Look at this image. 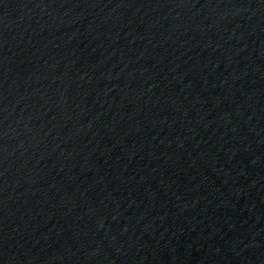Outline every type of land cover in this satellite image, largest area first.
Returning <instances> with one entry per match:
<instances>
[{"label": "water", "instance_id": "1", "mask_svg": "<svg viewBox=\"0 0 264 264\" xmlns=\"http://www.w3.org/2000/svg\"><path fill=\"white\" fill-rule=\"evenodd\" d=\"M0 264H264V0H0Z\"/></svg>", "mask_w": 264, "mask_h": 264}]
</instances>
